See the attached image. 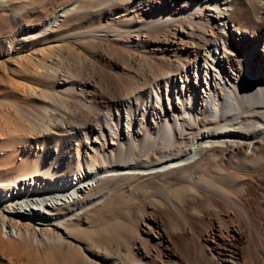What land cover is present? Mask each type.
Segmentation results:
<instances>
[{"label": "rangeland", "instance_id": "rangeland-1", "mask_svg": "<svg viewBox=\"0 0 264 264\" xmlns=\"http://www.w3.org/2000/svg\"><path fill=\"white\" fill-rule=\"evenodd\" d=\"M207 1H201L197 9H212ZM126 3L116 0L98 7L92 0H0V119H3L2 122L0 120V128L9 126V119L16 118L19 113L24 115L26 122L29 120L38 128L42 127L33 139L28 138L26 144L24 142L21 148L18 147L17 156L13 158L1 154V146L7 144L2 148L7 152L11 147L8 141L0 140V165L2 169H9L0 175L4 178L1 186L10 187L9 184L19 180L17 177L20 175L34 176L28 170L30 166L22 162L25 151L38 158L45 170L43 177L47 180L59 176L60 168L66 171L71 167L72 172H79L81 178L82 171L87 174L94 172L90 182L94 185L85 195L84 203L69 205V209L61 207L51 223L37 226L43 232L48 230L71 236L69 242L77 251L69 255L57 254L56 249L39 255L28 252L19 263L264 264V159L246 170L230 166L228 155L217 154L213 158L211 153L200 151L189 158V162L163 168L170 161V155L177 151L172 148L176 137L169 134L172 133L167 120L170 113L165 108L173 101L180 110L181 96L172 92V97L168 98L166 77L160 76L157 81L144 82V87L141 85L142 88L137 89L142 101L138 103L140 96L137 93L125 96L122 81V78H130L131 74L141 78V65L146 60H166V67L172 69L178 65L183 68L185 63H190L186 69L197 75L193 81L196 78L204 81L208 78L206 70H210L206 68L216 63L215 56L223 55L226 50L228 54L231 52L222 40H218V33L226 35L227 40L233 43L231 49L235 51L232 52L238 55L237 60H241L244 71L249 74L256 70L253 64L247 63L252 53L247 56L246 51H242L244 39L240 33L232 32L235 27L231 22L209 21L205 16L203 21H198L196 12L193 17L189 16L198 23L195 27L185 25L167 33L173 40V52L170 53L179 59L166 55V43L162 39L158 41V37V43L148 46L144 33H140L136 43L138 50L128 44L127 37H118V32H112L114 28L122 27L121 22L126 15H133L141 21L146 17L141 12L130 11V3ZM70 7L74 11L62 21L43 27L53 15ZM206 13L214 14L209 10ZM224 13L229 16L230 11ZM187 14L176 16L156 29L173 26L175 21L184 20ZM202 25L206 31H201ZM159 38L163 37L160 35ZM198 44L203 46L201 58L191 55ZM261 47L254 48L253 56L263 53L260 52ZM42 58L45 61L40 60ZM193 65L206 68L197 74ZM242 66L239 65L237 70ZM227 68L228 72H222L219 67L216 69L220 73L223 90L214 92L208 89L212 105L218 106L214 113L205 116L208 120L216 121L221 116H233L235 113L238 117L244 112L237 110L239 102L236 98L239 93L236 85L241 86L243 81L231 65ZM184 75L185 70L175 75L178 86L184 84ZM87 82L91 85L81 86ZM178 86L177 91L180 88L182 92ZM250 89L254 90V86ZM252 90L244 94L247 103L259 97ZM104 97L113 99L110 106H102ZM182 97L186 98L185 95ZM226 99L234 107L229 109L227 104L226 108L217 105ZM147 105L159 107L149 114L146 113ZM191 105L190 115L177 111L180 117L175 112L174 118L181 122L186 119L183 129L177 128V124L175 127L183 130L182 136L194 139L216 126L200 125L198 121L202 115L198 114L203 108L202 103L200 106V102L196 103L194 99ZM87 116L92 122L86 125ZM41 118L50 129L40 122ZM184 139L176 143L182 147L181 153L188 149ZM65 145L70 146L68 153L63 151ZM200 158L201 164L194 166ZM88 163L91 168L87 167ZM129 166L151 169L135 168V171L129 170L130 173L115 171ZM46 169L49 174H46ZM210 169L222 172L227 179L214 178V174L210 176ZM232 176L238 179L235 183L231 182ZM229 187L231 190L233 187L230 193L233 197L226 194ZM73 229H77V233ZM39 234L42 237V233ZM4 257L0 255V262L8 264L9 259Z\"/></svg>", "mask_w": 264, "mask_h": 264}, {"label": "bare ground", "instance_id": "bare-ground-1", "mask_svg": "<svg viewBox=\"0 0 264 264\" xmlns=\"http://www.w3.org/2000/svg\"><path fill=\"white\" fill-rule=\"evenodd\" d=\"M92 1L96 2V4L99 7L103 5L112 4L116 0H92ZM117 1L125 2V4H127L126 2H129L130 4L128 7L130 8L128 9H130V11L132 12L137 11L136 13L141 12V14L143 13L146 16L144 21L143 20L141 21L133 17V15L131 16L126 15V19H124V21L121 22L122 27L114 28L112 31V32H118L117 35L118 37H127L128 44L129 45L131 44L132 47L138 50H139L138 48L139 45L137 46L136 43H138L137 41L139 40L140 33H144L146 34L147 37L146 41L149 43L148 46L154 43H158L156 41L157 40L156 37H158V41L161 42V40L159 39H162V42L166 43L167 49L165 50H168L166 55H168L169 57H175L179 59L176 55L170 53L173 52V48L171 47V45L173 44V40H171V36L168 35L167 33L173 32V30H177L178 27L183 28L185 25L195 27V24L198 23L193 21L192 18L190 19L189 16L192 15L193 17V15H195L194 12H196L197 13L196 17L197 18L199 17L198 21H203L205 16V19H208L209 21L210 20L222 21L224 24H227L228 21L231 22L235 27V29L232 30V32L240 33L242 35L241 38L244 39L245 41V42L244 41L241 42L242 43L241 46L243 49L242 51L243 52L246 51L247 56H249V52L252 53V56L247 58L248 59L247 63L253 64V67L256 70L252 74L251 73L249 74L244 71L241 60L240 59L239 61L237 60L238 55L233 53L235 51L234 49H231L233 47V43L227 40L226 35L218 33V37H217L218 40L220 41L222 40L223 44H225V47L231 52L229 51L230 53L228 54L227 53L228 51L226 50L223 51L224 52L223 55L220 56L216 55L215 56L216 63L215 64L212 63L213 67L209 66L207 68L206 67L198 68L197 65L196 66L193 65L194 67H196L195 72L197 74L200 69L209 68L210 70H212V71L206 70V74H207L206 76L208 78H205L204 81L198 80L197 78L193 81V78H195V76L197 75H195V73L194 74L190 73V70L186 69V67L191 66L190 63H185L186 67L183 66V68H181L178 65L175 69H172V67L171 68L166 67V60H161V61L146 60L141 65L142 66L141 78H138L137 76L135 77L132 74H131L132 76L129 75L130 78L129 77L122 78L125 89V96L131 95L133 93L134 94L137 93V95L141 94L140 92L137 91V89L142 88L141 85L144 87L143 85L144 82H146L147 84L152 79H153L152 81L155 80L157 81L160 76L166 77L165 82L168 85L166 90L168 98L172 97L171 94L172 92H174V94H176L177 96H181L180 101L182 102L181 103L182 105L180 110L177 108V105L170 100H169L170 106L169 107L166 106L165 108V111L170 113V115H167V120L168 122H170L168 124H170L172 133L169 132V134H173V136L176 137V141L172 145V148L173 150H177V151L176 153L170 155L169 158L170 161L168 163H165L163 168L167 166L176 167L177 165L183 162H187L189 158L191 157L193 158V155L198 154L200 151L211 153V155H213V158H215L217 154H222L224 156L228 155L227 159L230 166L233 165L234 168H241V169L244 168L246 170L252 169L251 165L253 163L263 160L264 159V0H232V2L228 0H208L207 4H209V6L213 8L207 10L214 13L212 15H207L206 13L207 10L203 8L197 9V7L200 5V2L203 0H117ZM228 7H230V9H228ZM72 10H73L72 7L66 9L64 8L63 10H60L58 13H56L51 18H49L47 22L43 25V27H47L50 24L52 25L59 23L64 18H66ZM224 11L225 12L230 11L229 16H226ZM185 14H187L186 15L187 17H185L184 20H180V22L175 21L173 24L174 27L168 25L166 27L161 28L160 29L161 31L157 30L159 26H161V24H164L167 21H171L172 19H175L176 16H183ZM214 15L216 17H214ZM134 16L137 17V14H135ZM186 18H188L187 19L188 22L185 24V21H187ZM143 27H147L148 29L144 30ZM200 29L201 31L202 30L206 31L207 28L202 25L200 26ZM160 35L163 38H159ZM164 35H168V36L164 38L165 37ZM208 42L211 43V41L209 40ZM211 45L213 46V43H211ZM235 45L236 44L234 42V47ZM260 45H262L260 52L263 53L262 54L255 53L253 56V53L255 52L254 48H256V46L258 48V46ZM201 49H203V46L198 44L197 48L193 51V53H191V55L193 54L195 55L196 58L198 57L201 58V53H200ZM216 51L217 50L215 48L214 54L216 53ZM29 59H31V57ZM40 60H43V58ZM173 62L177 63V61H173ZM174 65L176 66L177 64ZM228 65H231L232 68L238 72L239 76L243 81V84H240L241 86L235 84L239 90L237 97L236 96L235 97L238 98V102H239L238 104L239 109L237 110L238 111L244 110V112H242L240 115L238 114L239 115L238 117H235L237 115L235 113V115L233 116L225 115V116H221L216 121H211L208 120L205 116H207V114L214 113L217 110L216 107L218 106H216V104L215 106L212 105L211 94L209 90L218 92L219 90L222 89L221 88L222 84L219 78L220 73L216 69L219 67L222 70V72H228L229 71L227 68ZM239 65L242 66V68L241 69L238 68L237 70V67ZM183 69L185 70L184 77L186 80L183 81L184 84L179 85L181 86V89H183L181 92L180 88L177 91L176 87L178 85L176 84L177 81L175 80V75L181 74V72L184 71ZM186 71L188 73H186ZM213 71H214V75H213ZM209 74H211V77H209ZM205 81L207 86L204 85ZM248 82L254 85L251 84L249 85ZM90 85L91 84L88 82L87 84H83V83L81 84L82 87H87ZM251 86H254V90H252L253 88L250 89ZM200 87H202V89H200ZM249 90L255 92V95L257 94V96L259 97H257L256 99L254 98V101H248L247 103L246 100L247 97L245 98L244 94L246 91ZM205 93L208 94V97L205 96ZM183 95H185L186 97L185 99H183L182 97ZM260 95L263 96L262 101H261L262 96L260 97ZM32 96L34 98L35 94L33 93ZM120 98H116V99L118 100ZM158 98L159 100L161 99L160 96ZM229 98L231 99L232 97ZM194 99L196 100V103L200 102V106L201 103L203 106V108L200 110L201 113L198 114V115H202L198 123L204 126H206L205 124H207L206 127L212 125L216 127L219 126L222 127L220 129H217L215 127L212 130H206L203 133L198 134V136L193 139V137L190 138L188 136H182L183 130L179 131L177 128L179 127V129L180 128L183 129L185 127L186 119H184L185 122H181V120L179 121L176 118H174V114L176 112V114L179 115L178 112L180 111L181 114L190 115L192 109L191 104L193 103ZM140 101H141V96L137 98V102L139 103ZM255 101H257L258 103H255ZM111 102H113V99H111L110 97L108 98L104 97L101 100L102 106L105 107L110 106ZM249 103L250 104L252 103L251 108ZM219 104L222 105V108L223 107L226 108V104L229 106V109L234 107V105L232 106V102L228 99H226L224 103L219 102L217 105ZM158 107L153 105L152 106L147 105L146 113L152 114L155 110L158 109ZM146 113L144 114V116L146 115ZM41 119L42 121L40 120L39 121L43 123L46 127H48V124H46V122L43 121L44 118ZM46 119H48V116ZM48 120L50 121L51 119ZM91 122L92 119L90 118V116H87L86 120L84 121V124L87 125L90 124ZM9 124L10 125L7 127L0 128V140L4 139L5 140L4 143H7L6 141H8L11 148H8V150L10 149V151L7 152L6 150L2 149L4 147H7V144H4L3 146H1V150L3 151L1 154H3V156L6 157L9 156L13 158L17 156L18 147L22 146L24 142L26 144L28 138L33 139V136L37 134V130L41 129L42 127L40 126L41 128L40 127L38 128L37 124L29 120L28 122H26L24 120V115H22V113H19L18 116H16V118L13 117L9 119ZM175 124H177L176 125L177 128L175 127ZM175 128L177 129V131ZM42 132L43 131H41V134ZM177 132L179 134H177ZM177 135H180V138L177 137ZM181 139H184L183 143L186 144V148H188L184 150V152L182 153L180 151L183 150L182 147L179 145L177 146L176 144L180 142ZM54 142L56 143L57 141L55 140ZM69 148H70L69 145H65L63 151H65V153H68ZM246 148H247V152H245ZM248 151L250 152L248 153ZM23 156L24 158L22 162L30 166V167L28 166L29 167L28 170L32 171L31 173L34 174V176L27 177L24 175H20L17 177L19 180H17L14 184H9L10 187L1 186L4 185V181H3L4 178H0V255L5 256L7 257V259H9L8 264H20L19 263L20 258L26 255L28 252L30 254H32V252L33 253L36 252V254L39 255L43 251L46 250L52 251L53 249H56L57 251L55 253L57 254L66 253L69 255L71 254V252L77 251L75 247L69 242V238L71 236L65 237L63 236L62 233L60 235L53 231H48V230H45L43 232V229L40 227L46 225L49 222L51 223L52 219L55 216H57L56 211L61 209V207H68L69 209V205L72 206V204H76L78 202L84 203V201H86L85 195L88 193V190L93 188L94 185L93 183H90L93 181L91 175L94 172H88L87 174L86 171L81 170L82 171L80 172L82 174L81 175L82 178H81L79 177V172L77 173L72 172L73 169L71 167L69 170L66 171H62L64 169L60 168L61 174L59 176L53 177L51 180L49 179L47 180L43 177V173L45 172V170L42 169L43 166L42 164H40V162H38L39 161L38 158L33 156L32 153H28V151H25ZM202 158L204 159V157ZM202 158H200L199 162L197 163L195 162L194 166L200 165L202 162ZM90 166L92 165L88 163L87 167L91 168ZM135 168H131V166H129L128 168H116L115 171L118 173L120 172L130 173L129 170L135 171ZM137 169L146 171V170H150L151 168L148 169L146 167L140 166ZM6 170L9 169H2L0 165V175L4 173ZM208 171L210 173V176L211 174H214V178L225 179V180L227 179L226 176L221 174L222 172L221 173H218V171L215 172L214 169H210ZM49 173L50 172L46 169V174ZM83 173L86 175H83ZM100 174H102V172H100ZM236 180L238 179L234 178L232 179V181L231 180L230 181L232 183H235ZM190 183L194 184L195 182L190 181ZM232 190L231 188L227 190L228 191L226 193L227 196L233 197V195L230 194L232 193ZM38 228H40V230ZM76 230L77 229H73L72 231H74V233L75 232L77 233ZM14 232H16L17 237L16 234L14 235ZM39 232L42 233V237L40 236ZM54 256L57 261L56 254H54ZM0 264H6V263H3L1 261ZM59 264H72V263L70 261L68 262L60 261ZM92 264H101V263L98 262Z\"/></svg>", "mask_w": 264, "mask_h": 264}]
</instances>
